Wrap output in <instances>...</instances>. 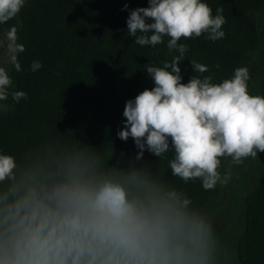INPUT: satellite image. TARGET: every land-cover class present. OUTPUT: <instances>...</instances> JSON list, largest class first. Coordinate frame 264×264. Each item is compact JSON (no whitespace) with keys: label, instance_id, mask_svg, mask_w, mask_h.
Returning <instances> with one entry per match:
<instances>
[{"label":"clouds","instance_id":"9594fccd","mask_svg":"<svg viewBox=\"0 0 264 264\" xmlns=\"http://www.w3.org/2000/svg\"><path fill=\"white\" fill-rule=\"evenodd\" d=\"M26 0H0V24L14 19ZM123 10H128L125 4ZM223 8L202 0H148L130 10L127 33L140 46L167 42L179 53L162 67L146 66L154 87L125 103L124 127L117 136L158 158L171 152L172 176L187 183L199 178L205 190L232 179L231 165L264 153V95H252L247 67L214 83L209 69L191 61L194 75L182 82L179 64L189 46L183 39L225 37ZM151 21V22H149ZM18 29L6 33L9 63L21 71ZM139 33V35H138ZM0 41V45H3ZM42 67L38 60L31 71ZM218 68L219 65H216ZM13 80L0 67V101ZM0 104V112H8ZM37 156V153L34 155ZM20 162L0 152V264H221L220 245L209 219L190 207L183 191L152 178L145 168L121 169L89 151L86 144L45 145L43 158ZM231 165L221 172L222 158Z\"/></svg>","mask_w":264,"mask_h":264},{"label":"trees","instance_id":"16d2710c","mask_svg":"<svg viewBox=\"0 0 264 264\" xmlns=\"http://www.w3.org/2000/svg\"><path fill=\"white\" fill-rule=\"evenodd\" d=\"M216 15L223 8L227 23L225 37L207 39V33L179 43L189 46L179 64L182 82L195 74L191 61L204 64L214 83L231 78L234 70L244 67L260 43L254 14L264 8V0H202ZM125 4L128 10H123ZM148 7V0H26L20 13L0 32L16 26L25 51L18 55L21 71L9 63L13 80L9 92L23 91L28 99L19 103L11 95L0 104L10 111L0 112V152L11 154L20 162L25 156L43 158L45 145L86 144L121 169L145 168L156 178L183 191L192 201L190 207L201 208L224 186L219 183L205 190L197 178L187 183L172 176L171 152L161 158L145 151L136 160L138 149L130 137L121 140L117 133L124 127L126 101L143 90L154 87L146 66L162 67L179 55L169 52L167 42L140 46L127 33L130 10ZM151 22V21H149ZM139 35V33H138ZM42 67L33 72L31 64ZM216 65H219L217 68ZM228 157L222 158L221 172L226 171ZM242 228L234 247L235 264H264V153L257 180L242 193ZM230 252L221 253V264H234Z\"/></svg>","mask_w":264,"mask_h":264},{"label":"rangeland","instance_id":"374dc122","mask_svg":"<svg viewBox=\"0 0 264 264\" xmlns=\"http://www.w3.org/2000/svg\"><path fill=\"white\" fill-rule=\"evenodd\" d=\"M254 18L259 31L260 43L244 67H247L250 73L248 81L250 94L264 95V8L256 11ZM6 33L7 30L0 32V41L4 42L3 45H0V67L8 70L9 56L6 48ZM261 159L262 153H258L255 159L249 157L241 165H231V158L228 157L226 170L231 165L232 179L217 196L201 206L200 209L196 208L211 222L220 245V254L229 251L230 259L232 258L233 262L236 236L242 228V193L246 187L254 184L257 180Z\"/></svg>","mask_w":264,"mask_h":264}]
</instances>
